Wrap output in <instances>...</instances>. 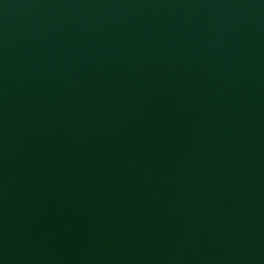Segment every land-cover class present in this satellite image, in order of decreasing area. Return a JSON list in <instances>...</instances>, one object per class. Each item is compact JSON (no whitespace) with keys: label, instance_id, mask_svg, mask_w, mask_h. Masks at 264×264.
Returning a JSON list of instances; mask_svg holds the SVG:
<instances>
[{"label":"water","instance_id":"95a60500","mask_svg":"<svg viewBox=\"0 0 264 264\" xmlns=\"http://www.w3.org/2000/svg\"><path fill=\"white\" fill-rule=\"evenodd\" d=\"M0 264H264V0H0Z\"/></svg>","mask_w":264,"mask_h":264}]
</instances>
